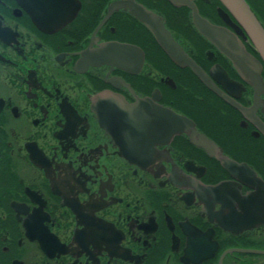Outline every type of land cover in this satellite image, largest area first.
Wrapping results in <instances>:
<instances>
[{
    "label": "flooded vegetation",
    "instance_id": "flooded-vegetation-1",
    "mask_svg": "<svg viewBox=\"0 0 264 264\" xmlns=\"http://www.w3.org/2000/svg\"><path fill=\"white\" fill-rule=\"evenodd\" d=\"M245 1L264 28V0ZM191 3L260 64L264 101V60L246 29L220 0ZM139 7L246 112L173 62ZM191 12L168 0H0V264H264V191L186 134L146 156L108 132L93 101L153 100L264 183L258 89ZM105 43L136 47L141 70L82 64Z\"/></svg>",
    "mask_w": 264,
    "mask_h": 264
},
{
    "label": "water",
    "instance_id": "water-1",
    "mask_svg": "<svg viewBox=\"0 0 264 264\" xmlns=\"http://www.w3.org/2000/svg\"><path fill=\"white\" fill-rule=\"evenodd\" d=\"M176 6H188L192 10L191 18L196 30L205 38L225 50L242 77L256 86L258 97L256 104L264 109V101L259 100L261 84L263 83L260 64L250 57L235 43L233 37L225 29L219 28L208 20L203 19L191 0H168ZM233 16L241 23L251 37L254 45L264 60V28L256 18L245 0H220ZM132 13L152 33L155 40L169 58L181 67H189L194 74L210 89L221 95L241 112L246 111L241 106L226 98L211 83L206 74L185 54L183 49L173 39L166 28L163 18L143 7L132 9ZM82 64L85 66L116 65L129 72L136 73L143 66V53L136 47L126 44L105 43L92 49V45L82 54ZM94 99V98H93ZM98 103V115L102 124L115 137H129L131 144L142 145L146 156L155 151L157 144L172 138L176 134H186L189 139L203 147L211 156L218 159L223 167L238 180L257 186V190L264 191V183L245 164H238L225 156L221 149L200 135L194 125L186 118L176 115L173 111L152 106L153 100L139 99L135 105H129L125 100L111 93H102L93 100ZM264 132V128H262ZM121 139V138H120ZM224 187V186H223ZM258 194V198H264ZM254 198V197H252ZM259 200V206H260ZM264 224V220L259 221Z\"/></svg>",
    "mask_w": 264,
    "mask_h": 264
}]
</instances>
